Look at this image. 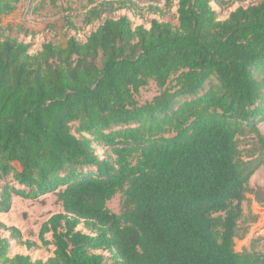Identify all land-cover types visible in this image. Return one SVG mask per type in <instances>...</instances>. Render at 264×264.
<instances>
[{"label":"trees","instance_id":"trees-1","mask_svg":"<svg viewBox=\"0 0 264 264\" xmlns=\"http://www.w3.org/2000/svg\"><path fill=\"white\" fill-rule=\"evenodd\" d=\"M19 1L0 0V15ZM211 1L222 4L165 0L178 23L145 27L111 16L134 1L99 0L84 41L36 53L0 35V213L15 196L52 193L62 207L39 228L53 246L44 260L10 256L11 240L38 245L0 221V264H264V252L235 250L264 164V0L224 19ZM149 80L159 92L140 104ZM116 193L119 213L107 206Z\"/></svg>","mask_w":264,"mask_h":264},{"label":"rangeland","instance_id":"rangeland-1","mask_svg":"<svg viewBox=\"0 0 264 264\" xmlns=\"http://www.w3.org/2000/svg\"><path fill=\"white\" fill-rule=\"evenodd\" d=\"M99 0H20L13 12L0 15V35L14 37L30 43V53L40 50L42 43L53 41L64 44L68 37L74 36L84 41L90 31L94 30L101 21L85 25L82 21L86 10ZM117 1V0H115ZM136 3L130 9H118L111 16L127 15L133 25L142 24L149 27L150 20L156 18L177 24L176 6L170 9L165 7V0H132ZM221 5L211 1L219 19H224L229 12L242 5L247 6L261 0H220ZM115 5H118L116 3ZM159 7L154 11L151 7ZM104 14L102 18H105ZM159 92V88L153 80L139 89L136 100L142 104L149 101ZM74 127L76 125L73 124ZM73 127V129H74ZM259 129L264 135V122L259 124ZM239 147L247 153L253 147L251 136L239 138ZM98 155L103 154L100 146H95ZM246 198L242 203L243 216L241 217L235 250L244 249L264 252V164L252 174L249 186L245 193ZM122 195L116 193L107 202L108 208L116 213L121 211ZM62 210L61 204L52 193L42 195L34 199L13 197L12 205L6 212L0 213V221L8 226H14L21 232L23 239H29L37 243V247L28 249L25 245L11 240L9 255L16 253L28 254L32 259H46L52 255L53 246H44L38 238L39 228L52 214ZM78 228H82L79 225ZM0 234L8 237L9 232L0 230ZM50 238L49 235H47Z\"/></svg>","mask_w":264,"mask_h":264},{"label":"crops","instance_id":"crops-1","mask_svg":"<svg viewBox=\"0 0 264 264\" xmlns=\"http://www.w3.org/2000/svg\"><path fill=\"white\" fill-rule=\"evenodd\" d=\"M16 164V163H15ZM18 166V165H17ZM13 201V200H12Z\"/></svg>","mask_w":264,"mask_h":264}]
</instances>
